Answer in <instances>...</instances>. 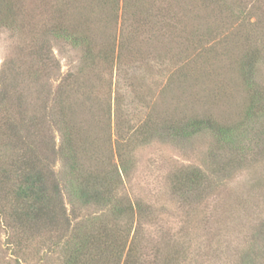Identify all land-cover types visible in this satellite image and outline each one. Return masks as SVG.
I'll return each mask as SVG.
<instances>
[{
    "label": "trees",
    "instance_id": "trees-1",
    "mask_svg": "<svg viewBox=\"0 0 264 264\" xmlns=\"http://www.w3.org/2000/svg\"><path fill=\"white\" fill-rule=\"evenodd\" d=\"M183 1L56 0L49 24L41 25L43 30L36 32L39 36L25 53L27 59H11L9 70L0 71V239L6 236L4 242L12 247L11 255H16L14 264L25 263L23 256H18L24 251L32 252L33 264L218 261L213 259L223 245L216 248L195 241L188 227L196 219L201 224L212 219L200 205L213 196L223 177L251 161L256 154L252 144L260 139H255V134L258 130L264 134L260 129L264 90L258 77L264 62V0L210 2L220 17L235 20L238 33L243 29L251 35L259 32L257 37L247 35L245 44L250 46L239 61L236 59L246 92L241 118L205 115L178 122L165 120L154 127L147 121L125 125L126 96L120 94L119 84L134 49L128 41L137 36L138 27L149 17L155 27L174 32ZM27 2L0 0V32L3 28H28L27 33L35 35L34 27L22 20ZM206 2L201 0L203 5ZM53 39L70 43L77 49L78 59L77 67L65 74L55 93L49 84L59 67ZM100 84L104 85L103 96ZM88 101V111L92 107H97L94 113L101 111L92 122L82 109ZM95 122L103 123L107 143L103 151L96 143ZM55 130L60 133L58 146ZM198 136L212 139L210 161L180 166L169 178L172 195L183 208L184 226L179 231L154 226L161 213L156 216L152 205L131 198L126 189L136 152L155 137L183 141ZM90 208L97 211L82 214ZM261 251L240 263L253 260L256 264V259L264 257Z\"/></svg>",
    "mask_w": 264,
    "mask_h": 264
},
{
    "label": "rangeland",
    "instance_id": "rangeland-1",
    "mask_svg": "<svg viewBox=\"0 0 264 264\" xmlns=\"http://www.w3.org/2000/svg\"><path fill=\"white\" fill-rule=\"evenodd\" d=\"M55 1L28 0L24 9L26 17L22 20L34 27L33 37L27 33L28 28L1 30L0 71L9 70L11 59L21 60L26 56L33 38L43 30L41 25L49 24ZM207 1L205 5L201 0L180 3V19H176L180 22H177L174 32L161 29L160 25L155 27V22L149 17L141 28L138 27L137 36L128 41L130 48L134 49L122 72L124 79L119 84L120 94L126 96L127 110L122 116L125 125L147 121L154 127L165 120L178 122L205 115L219 119L241 118L246 92L238 77L236 59L245 54L250 46L245 44L247 35L257 37L259 32H252L251 35L242 28L238 33L234 27L235 20L220 17L213 11L211 0ZM30 15L33 17L29 18ZM153 20L156 21L154 16ZM152 26L156 29H152ZM52 44L59 60V67L54 70L49 83L52 93H55L65 74L77 67L78 59L77 49L70 43L53 39ZM258 77L264 90V62L259 66ZM99 89L103 96L104 85L100 84ZM53 97L54 94L51 101ZM88 107L90 101L86 107H82L85 116L90 117L91 122L98 119L101 111L94 113L97 107L89 111L86 109ZM102 124L95 122L92 125L94 133L98 134L96 143L101 146V151L107 147ZM261 125L263 131L264 124ZM54 133L58 146L60 133L56 130ZM259 133L254 137L260 139L252 144L256 154L252 155L251 161L236 169L230 177H223L215 187L213 196L206 204L200 205V209L210 214L212 219L207 224H201L196 219L188 227L195 241L208 242L216 248L223 245L222 251L213 259L218 261H212L213 264H232V261L233 264H241L248 258L247 255L253 257L255 252L258 255L261 250L260 256L264 255V134ZM212 151L214 146L209 136L183 141L155 137L138 149L135 168L129 170L126 176V189L131 198L152 205L157 211L156 216L161 213L154 226L170 227L175 231L184 226L183 208L179 201H175L169 185L170 174L183 165L207 163ZM68 209L71 213V205H68ZM95 211V208H90L81 212L84 215ZM155 230L153 233L157 236ZM5 239V235L0 239V264H8V261L14 264L16 255H11L13 249L8 247ZM31 254L24 251L18 256H23L26 260L24 264H33ZM263 260L264 257H259L255 263L264 264ZM252 261L250 264H254Z\"/></svg>",
    "mask_w": 264,
    "mask_h": 264
}]
</instances>
